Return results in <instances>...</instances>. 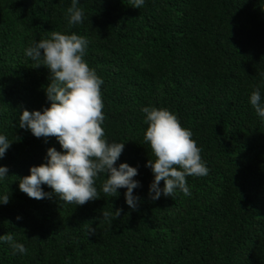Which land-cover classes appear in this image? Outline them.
I'll return each instance as SVG.
<instances>
[{
  "label": "trees",
  "instance_id": "obj_1",
  "mask_svg": "<svg viewBox=\"0 0 264 264\" xmlns=\"http://www.w3.org/2000/svg\"><path fill=\"white\" fill-rule=\"evenodd\" d=\"M71 3L0 0V134L13 142L0 158L9 169L0 196L11 193L0 235L28 249L13 255L0 241V264H264V118L250 104L256 86L264 101V0H145L138 9L131 0H79L85 18L70 26ZM53 31L89 40L84 59L104 81L105 139L124 143L115 166L138 171L136 210L126 189L102 192L104 174L99 199L82 206L30 199L12 177L46 163L48 148L62 151L55 137L18 127L21 110L49 106L50 73L25 50ZM143 107L167 108L193 133L209 171L186 177L190 195L149 198L145 165L155 158ZM117 208L120 217L102 219Z\"/></svg>",
  "mask_w": 264,
  "mask_h": 264
},
{
  "label": "clouds",
  "instance_id": "obj_2",
  "mask_svg": "<svg viewBox=\"0 0 264 264\" xmlns=\"http://www.w3.org/2000/svg\"><path fill=\"white\" fill-rule=\"evenodd\" d=\"M78 3L79 0H72L67 9L70 26L80 24L85 18ZM131 3L138 9L145 0H131ZM88 44L89 40L84 36L53 31L50 38L33 42L25 50V55L35 62L34 68L44 67L50 73L49 83L44 88L49 106L39 111L21 110L18 127L30 131L36 138L55 137L62 151L48 148L46 163L30 167L29 175L25 177H12L16 178L19 191L30 199L41 200L55 195L63 204L82 206L99 199L95 185L99 175L104 174L102 192L116 197L118 189H126L125 203L131 210H136L141 201L133 190L140 184L133 178L138 171L127 163L115 166L124 143H110L105 139L101 93L104 81L84 59ZM250 104L255 113L264 118V101L259 86L251 93ZM141 111L147 125L144 141L155 158L148 159L145 165L154 177L149 185V198L155 201L162 194L171 197L177 189L190 195L186 177H203L209 171L202 160L201 149L192 138L193 133L184 128L178 116L167 108L143 107ZM12 143L6 135L0 134V158L6 155ZM8 171L6 166H0V181L9 177ZM161 181L162 188L159 187ZM42 185H47L52 192H44ZM10 195L8 190L0 196V205H7ZM122 211L119 208L104 211L102 219L112 222ZM94 232L95 229L90 227L88 233ZM0 241L9 244L13 255L28 253L13 233L0 235Z\"/></svg>",
  "mask_w": 264,
  "mask_h": 264
}]
</instances>
